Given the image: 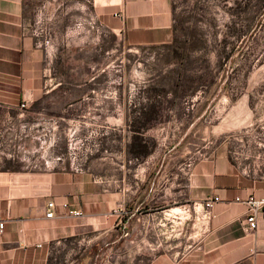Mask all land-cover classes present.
<instances>
[{
    "label": "crops",
    "instance_id": "obj_1",
    "mask_svg": "<svg viewBox=\"0 0 264 264\" xmlns=\"http://www.w3.org/2000/svg\"><path fill=\"white\" fill-rule=\"evenodd\" d=\"M175 14V0H0V264H102L110 256L117 264L142 256L154 257L150 264H264V218L247 233L248 208L237 202L264 199V91L236 97L219 123L220 132L229 125V138L192 154H126L118 169L106 159L101 182L90 163L77 171L68 157L73 124H101L108 134L122 123L126 149L140 118V108L110 107L104 38L135 49L170 45ZM93 48L97 59L74 56ZM73 65L91 71L74 73ZM111 113L122 117L111 123ZM51 131L56 150L45 140ZM55 156L64 160L46 167ZM211 196L221 202L208 228L194 225V247L173 245L170 228L191 219L184 207ZM51 202L58 216L49 219ZM156 229L164 237L153 242Z\"/></svg>",
    "mask_w": 264,
    "mask_h": 264
},
{
    "label": "rangeland",
    "instance_id": "obj_2",
    "mask_svg": "<svg viewBox=\"0 0 264 264\" xmlns=\"http://www.w3.org/2000/svg\"><path fill=\"white\" fill-rule=\"evenodd\" d=\"M175 13L177 43L172 46L135 49L112 34L104 38V58L107 49L109 52L106 78L111 108H141L152 95H159L157 91L166 88L169 92L159 109L160 120L145 132L153 152L168 156L180 147L192 154L209 141L228 139L229 125L225 124L220 132L219 123L228 116L231 102L235 104L236 97L240 98L246 90L264 91V0H175ZM183 46L193 51L184 67L174 60ZM78 54L74 56H100L95 48ZM186 68L183 77H179ZM90 71L88 67L73 65L74 73ZM177 79L182 87L176 88ZM187 90L189 93L182 97ZM110 117L113 123V118L121 119L122 115L111 113ZM105 132L101 124H73V165L86 170L90 163L98 182L106 169V159L111 160L112 168L118 169L119 161L128 154L125 139L129 130L124 124L116 123L108 134ZM36 135L31 136L35 144ZM56 139L53 131L46 135L51 150L58 149ZM35 144L31 145L30 163L37 157V152L33 153L37 151ZM47 156H51L50 150ZM134 165L132 162L131 166ZM195 224L201 228L202 220L199 222L192 214L190 220L173 225L169 232L175 239L173 245L182 242V249L194 247L200 237L193 229ZM151 237L156 242L164 236L156 229ZM180 257L181 254L171 259L175 262ZM154 260L152 256H142L126 257L119 262L150 264ZM117 262L118 258L110 256L102 264Z\"/></svg>",
    "mask_w": 264,
    "mask_h": 264
},
{
    "label": "built area",
    "instance_id": "obj_3",
    "mask_svg": "<svg viewBox=\"0 0 264 264\" xmlns=\"http://www.w3.org/2000/svg\"><path fill=\"white\" fill-rule=\"evenodd\" d=\"M42 34H48L49 32L46 29H43ZM52 147V144H51ZM68 157L73 163V141L69 144V152ZM64 160L63 156H55L53 159H48L45 162L46 167H51V162H62ZM195 163L193 160L192 162L188 163V167H192ZM74 166V165H73ZM77 171H82L79 167L74 166ZM221 202L220 197L211 196L208 197L203 203H193L192 205H188L184 207L183 215H185L188 219L191 218L192 214L195 215L196 220L200 222L202 220V228L206 229L209 227L211 221L215 217L214 215V207L217 203ZM237 202H240L247 206L249 215L247 218L242 222L245 231L247 233H254L258 228V222L260 219L264 218V199H258L254 196L248 197L246 200L237 199ZM62 208L74 217H82L83 213L81 211H71L69 209L68 204H63ZM47 218L52 219L58 216L56 211V205L54 202L49 203V209L47 212ZM5 228V223L0 222V233H3Z\"/></svg>",
    "mask_w": 264,
    "mask_h": 264
},
{
    "label": "trees",
    "instance_id": "obj_4",
    "mask_svg": "<svg viewBox=\"0 0 264 264\" xmlns=\"http://www.w3.org/2000/svg\"><path fill=\"white\" fill-rule=\"evenodd\" d=\"M177 40V25L175 26V38L172 44L170 45H164L163 47H168L176 44ZM180 49V48H179ZM179 54V57H177L174 60H178L180 65L183 67L186 66V62L189 59V52H193L186 47H182L180 50H182ZM179 50V51H180ZM186 70H182L178 76L183 77V74L186 73ZM179 79L176 81V88L182 87L179 83ZM191 89V88H188ZM177 90V89H176ZM193 92V89H192ZM159 95H152L149 99V103L145 106H141L140 110V118L132 121V124L130 125L131 131L134 133L131 143L127 146V153L128 155H132L133 157L137 159H142L147 156H149L151 153H153V147H150L149 141L146 140V138L143 136L145 132L148 130V128L152 127V125L155 122H158L161 117V111L159 110L164 106V100L166 99L167 91L166 88L161 89V91H157ZM189 93V90L185 91V95Z\"/></svg>",
    "mask_w": 264,
    "mask_h": 264
}]
</instances>
